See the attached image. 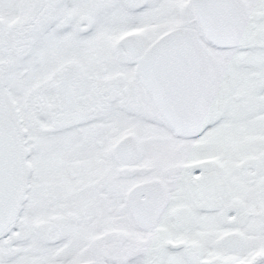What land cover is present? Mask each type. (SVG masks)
Listing matches in <instances>:
<instances>
[{"label": "snow or ice", "instance_id": "obj_1", "mask_svg": "<svg viewBox=\"0 0 264 264\" xmlns=\"http://www.w3.org/2000/svg\"><path fill=\"white\" fill-rule=\"evenodd\" d=\"M0 264H264V0H0Z\"/></svg>", "mask_w": 264, "mask_h": 264}]
</instances>
